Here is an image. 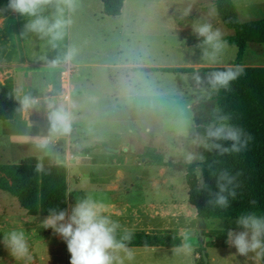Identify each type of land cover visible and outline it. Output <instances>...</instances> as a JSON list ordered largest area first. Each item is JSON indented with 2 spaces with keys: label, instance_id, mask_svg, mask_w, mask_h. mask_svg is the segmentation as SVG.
I'll use <instances>...</instances> for the list:
<instances>
[{
  "label": "rangeland",
  "instance_id": "obj_1",
  "mask_svg": "<svg viewBox=\"0 0 264 264\" xmlns=\"http://www.w3.org/2000/svg\"><path fill=\"white\" fill-rule=\"evenodd\" d=\"M215 1L126 0L120 15L109 16L101 0H74L71 48L77 65H72L70 82H63L60 72L56 95L53 99L35 98L38 103L31 109L43 111L26 123L19 95L17 122L0 120V163L7 162L6 156L11 162L30 155L58 158L57 162L67 165L73 199L100 205L101 214L118 225L115 232L136 229L124 225L122 217L109 207L110 191H128L124 205L128 216H124L133 220L137 209L143 230L175 233L167 228L198 227L196 210L188 201L186 171L180 167L201 158L205 151L204 134L210 127L207 119L216 109L217 89L209 86L203 72H171L160 67L236 62L238 48L227 41L235 30L219 18ZM233 2L240 20L264 18V0ZM203 24L219 33L218 41L205 43L196 32ZM242 63L264 64V43H249ZM46 81L38 80L35 87L41 91ZM63 87L69 100L65 95L57 98ZM55 107L68 113L70 132H52L49 117ZM30 134L41 138L28 142L22 137ZM57 135L62 137L55 140ZM86 147L92 150L85 153ZM158 155L173 164L159 165ZM197 174L202 183L200 169ZM150 203L164 211L148 216ZM18 206L16 197L0 190V207ZM238 220L208 218L203 242L199 237L193 239L188 229L182 248H159L154 256L161 262L169 256L173 263L204 264L200 252L206 250L208 264H255L252 258L260 255V250L242 255L226 242L230 230L244 231Z\"/></svg>",
  "mask_w": 264,
  "mask_h": 264
},
{
  "label": "trees",
  "instance_id": "obj_2",
  "mask_svg": "<svg viewBox=\"0 0 264 264\" xmlns=\"http://www.w3.org/2000/svg\"><path fill=\"white\" fill-rule=\"evenodd\" d=\"M124 2L125 0H102L104 13L109 16L120 15ZM215 2L219 18L227 27L235 30V34L229 36L227 41L238 48L236 62L198 68H160L171 72H203L209 86L217 89L216 109L208 117L207 123L210 126L227 124L240 129L241 139L247 143L239 152L221 154L212 144L219 143L231 148L233 142L207 140L206 131L202 157L185 164L188 201L196 208L197 216L205 219L240 218L249 213L264 217V66L242 63L249 43H264V18L242 21L233 0ZM237 66H241L243 72L227 88L209 83L211 73ZM16 106L13 79L0 81V120L14 119ZM196 121L199 122L200 118L196 117ZM90 150L92 148H84L85 153ZM158 157L156 161L159 165L173 164L165 161L162 155ZM38 164L42 165L40 170L37 169ZM197 169L202 173V183ZM221 185L225 188L223 195L228 200L227 206L223 207L215 203ZM0 189L16 197L21 209L31 215H50V210L53 209L68 211L69 204L74 200L69 192L67 165L55 162L50 155H44L41 159L30 155L16 163H0ZM115 238L118 245L125 246H177L182 241L177 232L171 231L115 232ZM200 259L203 260L202 256ZM260 263L264 264V250H260Z\"/></svg>",
  "mask_w": 264,
  "mask_h": 264
},
{
  "label": "crops",
  "instance_id": "obj_3",
  "mask_svg": "<svg viewBox=\"0 0 264 264\" xmlns=\"http://www.w3.org/2000/svg\"><path fill=\"white\" fill-rule=\"evenodd\" d=\"M10 4L11 0H0V81H4L7 78L13 79L17 105L20 94H22L23 98L25 96H30L33 98L53 99V96L56 95L55 91L59 89L60 85L59 73L62 72L67 65H77L72 58L66 59V53L72 46L71 24L64 29L62 39L53 40L51 36L41 37V35L29 30L27 27L30 21L35 19V17L22 15L16 12L10 7ZM58 7H63V5H58L57 0H50V2L41 6L38 14L40 16L47 17L51 21L55 18H59V13L57 11ZM124 9L125 7L123 6L122 10L124 11ZM71 15L72 10L64 7V18H71ZM53 61H55V63H53ZM253 66H264V64ZM43 79H46L47 81L44 82V87L41 90L44 93H41L40 89L35 87V83L38 80ZM55 109H59V107H55L54 110ZM40 111L43 110H41V108L39 111L36 110V108L35 110L34 108L25 109L22 106L21 117L26 123L31 121V117H33L34 114L37 115ZM46 111L44 113H46ZM16 122L17 120H14L13 124ZM22 137L28 138V142L39 141L41 138V136L36 134H30L28 136L22 135ZM59 137L61 138L62 136L57 135L55 140L59 139ZM43 156L40 155L37 157L41 159ZM51 157L55 162L58 161V158L54 156ZM6 158L7 162H11L8 156H6ZM117 171V174H122L120 170ZM69 192L71 193L72 191ZM127 193L128 191H110L109 207L114 211V213L119 215L120 218L122 217L121 220H124V222L127 223L124 225L128 227H135L136 230H141L142 228L140 227L145 226H139L138 224L142 215L138 214L137 209L134 210L135 216H132L131 214V216L134 217L133 220L128 221L127 218H125V216H128L127 213H125L127 210L124 208V205H127ZM76 204H78V202L74 199L73 202L69 204L68 211L70 212L71 208ZM172 204L175 206L177 203ZM144 211L145 209L142 210V212ZM146 211L148 216H159L160 212H163L164 210H159L156 205L150 203L149 209H146ZM48 216L49 215L28 214L19 206L15 209H11L10 207H0V264H70L69 252L63 238L55 234L52 229H46L43 227V221ZM206 220L207 219H205V221ZM167 229L178 232L182 238L181 245H118L116 248L110 250V254L113 257L112 264L180 263V261H176L175 263L170 262L171 258L169 256L165 257L166 259L161 262L158 257L154 256V254L158 253L159 248H167L170 250L182 248L185 243L184 234L190 228L168 227ZM198 229L199 226H195L190 229L193 239L194 237H199ZM145 230L149 231L148 229ZM11 231L24 233V238L28 245V253L26 256L17 257L13 255L11 248L6 244L5 238ZM252 260L255 264H261L260 255L252 258Z\"/></svg>",
  "mask_w": 264,
  "mask_h": 264
},
{
  "label": "clouds",
  "instance_id": "obj_4",
  "mask_svg": "<svg viewBox=\"0 0 264 264\" xmlns=\"http://www.w3.org/2000/svg\"><path fill=\"white\" fill-rule=\"evenodd\" d=\"M50 0H11L10 7L16 12L35 17L27 25L28 29L41 35V37L51 36L53 40L63 38L64 29L69 26L71 18H64V7L69 10L74 8V0H57L59 18L49 20L40 16L41 6ZM199 36L205 38V43H213L219 40V33L213 32L210 24L199 25L196 28ZM220 47L219 43L215 45ZM75 55V49L69 48L66 59H71ZM55 63V61H53ZM243 72L241 66L229 67L226 70L213 72L208 77L209 83L219 88H227L230 83L237 79ZM38 103V100L25 96L21 101L25 109L31 108ZM51 130L53 133H68L71 131L70 117L63 109H55L50 117ZM242 131L227 124L211 125L207 129L206 139L210 141L228 140L232 141L231 148L223 147L219 143L212 144L225 152H239L246 146L247 141H242ZM46 141L40 147L46 146ZM42 165H37L40 170ZM225 188L220 186V193L217 194L215 203L219 206H227L228 200L223 192ZM235 195V193H232ZM238 224L244 231L235 232L230 230L227 234V243L234 246L242 255L249 252L264 250V217L254 213L242 215ZM43 227L52 229L53 232L63 238L70 253V264H112L113 257L110 250L118 246L115 238V231L118 225L111 222L101 214V206L91 200H84L71 208L70 212L65 210H50V215L43 221ZM6 244L11 248L13 255L24 257L28 253V245L23 232L11 231L5 238ZM187 247V246H185Z\"/></svg>",
  "mask_w": 264,
  "mask_h": 264
},
{
  "label": "water",
  "instance_id": "obj_5",
  "mask_svg": "<svg viewBox=\"0 0 264 264\" xmlns=\"http://www.w3.org/2000/svg\"><path fill=\"white\" fill-rule=\"evenodd\" d=\"M106 149L110 150V151H119L118 148H113V147H109V146H106ZM180 169H182L184 171H187V167L185 165L181 166ZM198 221H199L198 234H199L200 240L203 242L204 239H205V231H204V229L206 227V221H205V218H203L202 216H198ZM201 255H202L204 264H208V257H207V254H206V250H202Z\"/></svg>",
  "mask_w": 264,
  "mask_h": 264
},
{
  "label": "built area",
  "instance_id": "obj_6",
  "mask_svg": "<svg viewBox=\"0 0 264 264\" xmlns=\"http://www.w3.org/2000/svg\"><path fill=\"white\" fill-rule=\"evenodd\" d=\"M72 70H73V66L72 65H67L65 67V69L62 71V73L64 74V76H62L63 82H66V83L69 84L70 78H71V75H72ZM65 92H66V88L63 87L62 90H61V95L58 94V97L59 96L64 97V95H65L67 100H69L68 99L69 95L65 94Z\"/></svg>",
  "mask_w": 264,
  "mask_h": 264
}]
</instances>
